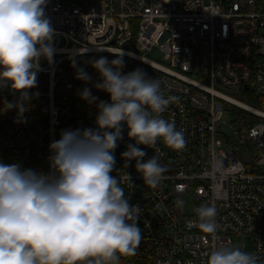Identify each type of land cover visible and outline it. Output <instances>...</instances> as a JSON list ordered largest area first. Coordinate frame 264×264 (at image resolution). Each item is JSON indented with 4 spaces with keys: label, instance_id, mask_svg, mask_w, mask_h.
<instances>
[{
    "label": "built area",
    "instance_id": "1",
    "mask_svg": "<svg viewBox=\"0 0 264 264\" xmlns=\"http://www.w3.org/2000/svg\"><path fill=\"white\" fill-rule=\"evenodd\" d=\"M45 15L55 29L56 52L51 63L41 58L22 115L6 109L19 93L0 88V162L49 173V145L64 130L94 129L96 105L110 100L105 94L95 103L81 98L85 88L93 95L100 82L90 61H111L122 49L128 72L143 69L160 80L165 97H179V105H170L162 117L175 121L187 144L176 151L158 141L167 172L152 189L134 160L124 167L121 153L134 143L124 127L111 174L129 203L142 210L137 224L143 239L137 254L119 264H206L221 245L254 253L264 264V110L241 99L244 92L264 97V0H46ZM77 68L91 81L77 79ZM231 107L254 118L248 127L231 123L228 135L223 116L234 120ZM249 145L245 163L241 150L248 153ZM139 147L145 160L155 154ZM221 161L225 167L217 172L213 166ZM177 200H183L182 209ZM205 203L217 207L216 240L189 227Z\"/></svg>",
    "mask_w": 264,
    "mask_h": 264
},
{
    "label": "clouds",
    "instance_id": "2",
    "mask_svg": "<svg viewBox=\"0 0 264 264\" xmlns=\"http://www.w3.org/2000/svg\"><path fill=\"white\" fill-rule=\"evenodd\" d=\"M45 6L46 0H0V88L19 93V100L6 103V109L15 107L20 115L31 99L29 89L37 86L41 58L51 63L56 52L55 29ZM113 54L111 61H90L100 76L94 87L110 97L96 105V127L62 131L49 145V173L0 162V264H119L121 257L137 254L143 239L137 224L142 210L129 203L121 181L111 174L123 129L127 127L134 141L121 153L124 167L134 160L144 184L152 189L167 172L160 163L158 141L176 151L187 141L175 121L162 117L170 105H179V97H165L160 80L149 78L143 69L123 73V50ZM75 55L70 57L74 67ZM76 78L91 81L83 68H77ZM80 95L90 103L97 100L88 88ZM140 145L155 154L145 160ZM213 167L220 172L225 166L221 161ZM176 205L182 209L183 200ZM195 213L198 219L189 227L216 240V205L201 204ZM206 264L261 262L254 253L221 245L213 247Z\"/></svg>",
    "mask_w": 264,
    "mask_h": 264
},
{
    "label": "trees",
    "instance_id": "3",
    "mask_svg": "<svg viewBox=\"0 0 264 264\" xmlns=\"http://www.w3.org/2000/svg\"><path fill=\"white\" fill-rule=\"evenodd\" d=\"M115 58H116L115 56H111V59H115ZM123 60H124L125 66L122 69V72L126 74L128 73V68L130 66V63H128V61L124 58ZM38 76H39V73L37 77ZM103 94L108 95L106 92H103L97 89L93 91V95L98 98ZM241 99L244 102L257 107L258 109L264 110V97H258V96H254L253 94L244 92ZM229 110L234 115V120H232V123L235 128H240L241 126L248 127L252 123V118H254V116H252L250 113L244 110H241L239 108H235V107H231Z\"/></svg>",
    "mask_w": 264,
    "mask_h": 264
},
{
    "label": "rangeland",
    "instance_id": "4",
    "mask_svg": "<svg viewBox=\"0 0 264 264\" xmlns=\"http://www.w3.org/2000/svg\"><path fill=\"white\" fill-rule=\"evenodd\" d=\"M252 115V114H251ZM253 116V115H252ZM256 119V118H255ZM258 119V118H257ZM259 120V119H258ZM223 122H224V127H222V130L226 133V134H231V123H232V117L229 113H225L223 116Z\"/></svg>",
    "mask_w": 264,
    "mask_h": 264
},
{
    "label": "water",
    "instance_id": "5",
    "mask_svg": "<svg viewBox=\"0 0 264 264\" xmlns=\"http://www.w3.org/2000/svg\"><path fill=\"white\" fill-rule=\"evenodd\" d=\"M244 90H245V91L248 90V86H247V85H244ZM241 151H242V153H243V161H244L245 163H247L248 160H249V154H250L251 151H252V146L249 145V152H248V153L243 152V149H242Z\"/></svg>",
    "mask_w": 264,
    "mask_h": 264
}]
</instances>
